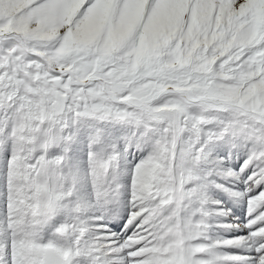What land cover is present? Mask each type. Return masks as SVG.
Returning a JSON list of instances; mask_svg holds the SVG:
<instances>
[{
  "label": "snow or ice",
  "instance_id": "obj_1",
  "mask_svg": "<svg viewBox=\"0 0 264 264\" xmlns=\"http://www.w3.org/2000/svg\"><path fill=\"white\" fill-rule=\"evenodd\" d=\"M0 264H264V0H0Z\"/></svg>",
  "mask_w": 264,
  "mask_h": 264
}]
</instances>
